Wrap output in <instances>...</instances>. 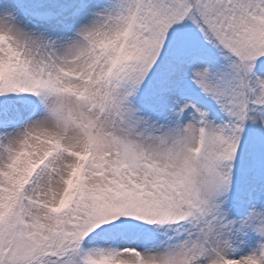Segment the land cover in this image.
I'll use <instances>...</instances> for the list:
<instances>
[{"label": "snow or ice", "instance_id": "1", "mask_svg": "<svg viewBox=\"0 0 264 264\" xmlns=\"http://www.w3.org/2000/svg\"><path fill=\"white\" fill-rule=\"evenodd\" d=\"M0 264H264V0H0Z\"/></svg>", "mask_w": 264, "mask_h": 264}]
</instances>
